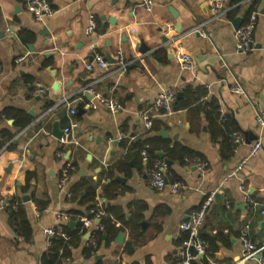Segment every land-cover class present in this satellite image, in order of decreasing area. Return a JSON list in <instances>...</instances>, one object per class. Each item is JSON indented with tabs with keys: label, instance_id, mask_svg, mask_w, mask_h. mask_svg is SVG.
I'll return each mask as SVG.
<instances>
[{
	"label": "crops",
	"instance_id": "1",
	"mask_svg": "<svg viewBox=\"0 0 264 264\" xmlns=\"http://www.w3.org/2000/svg\"><path fill=\"white\" fill-rule=\"evenodd\" d=\"M48 1L55 14L40 22L23 0H0V264H43L50 248L45 231L57 223V214L69 213L64 226L75 231L83 217L92 218L98 201L115 229L87 256L88 241L99 229L96 223L86 227L64 264H177L186 236L181 224L212 191L218 198L201 230L210 248L195 264H258L236 258L242 259L240 231L246 225L252 240L264 244V130L256 122L264 108V0H229L219 18L208 0H153L150 10L138 0ZM252 7L258 12L255 49L240 53L233 21L240 19L242 26ZM7 28L17 36H6ZM92 47L110 63L123 50L127 71L108 73L97 63L88 69ZM186 52L196 59L194 70L182 69L179 56ZM19 57L24 60L17 62ZM237 85L241 93L233 91ZM90 87L122 109L113 113ZM163 88L182 93L178 101L188 89L200 98L192 94L193 104L156 117L158 128L147 130L138 111L149 108ZM212 99L219 106L214 116L207 113ZM198 104L202 108H192ZM72 120L78 125L64 145L54 127L64 130ZM235 132L244 142L225 157L226 138ZM258 139L262 150L240 177L225 181ZM148 141L158 146L157 155L165 153L160 159L173 161L165 174L186 185L179 193L152 187L137 146ZM178 147L208 162L209 170L201 174L195 162L172 158L168 149ZM61 150L66 160L58 156ZM65 164L74 170L60 190ZM241 179L257 202L253 207L244 201ZM13 198L30 224L29 240L12 223Z\"/></svg>",
	"mask_w": 264,
	"mask_h": 264
},
{
	"label": "built area",
	"instance_id": "2",
	"mask_svg": "<svg viewBox=\"0 0 264 264\" xmlns=\"http://www.w3.org/2000/svg\"><path fill=\"white\" fill-rule=\"evenodd\" d=\"M208 1L213 17L215 16L219 18L224 12L227 11L226 6L229 3V0ZM23 3L25 8L33 14L34 18L37 21L43 22L46 18L51 17L55 14V9L52 7L51 3L48 0H23ZM138 5L150 10L153 6V0H138ZM257 19L258 12H253L250 18L238 30H236V50L238 52L246 54L252 52L255 49L254 31L256 28ZM96 29L97 23L94 19H92L89 31L93 33L96 31ZM199 32L202 35H206L203 29H199ZM6 36L16 37L17 35L13 29L7 28ZM92 50L93 60L90 62H86V66L88 69H92L94 63H97L99 67H101L108 73H118L119 75H123L130 65L124 51L121 49H119L117 52V59L115 63H110L99 52H97L95 48L92 47ZM179 59L182 69L190 71L196 68V59L191 53H182L180 54ZM23 60L24 57L17 58V62H21ZM38 85L40 86V92L44 91V88L41 87V84ZM233 91L241 93L243 89L241 85H237L236 87H234ZM89 92L94 94V96H96L105 105V107L109 108L113 113H116L122 109L121 104L113 97L103 96L99 93H96L95 90L91 87L89 88ZM177 97V89L163 88L149 108L141 109L138 111V114L143 120L145 128L147 130L152 129L156 117L160 115L171 114L174 112L173 104L175 103ZM64 102L70 105V103L66 99L64 100ZM70 111L72 114L76 113V110L74 108H71ZM256 122L260 130H264V108L257 114ZM77 125V122L75 120H72L70 125L63 130V136L61 138L62 144L65 145L72 141L73 131L77 127ZM232 135L234 144H240L244 142V138L240 133L235 132ZM260 150H262V142L260 139H258L251 145L248 156L242 158L239 161L236 168L225 179V181L232 177H240L242 171L248 164L249 158L259 153ZM141 154L143 156V159L148 162L149 154L147 150L143 149L141 151ZM58 156L66 160L65 151H59ZM19 161L20 159H16V162ZM195 164L201 174H205L210 168L209 163L201 159H196ZM168 166L169 164L166 160L158 159L150 168V183L156 190L161 191L166 187H169L172 193H179L186 187V185L182 181H176L173 183L168 181V178L165 174ZM73 170V165H63L57 183V186L60 190H66L69 182L71 181V174ZM239 189L242 192L244 201L247 204H249L251 207L257 204L256 200L249 193L244 179H241ZM215 199L216 192L212 191L208 193L200 206L195 209L184 222H182L181 229L185 231L187 237L184 240L183 245L179 251V261L177 264H195L198 260H200V258H203L207 255L208 243L201 238L202 236L200 235V232L206 220L207 214L215 202ZM226 205L227 207H230V202L226 201ZM92 212L95 213V216L93 218H82L84 226L89 227L91 224L96 223L97 228L103 230V226H101L100 224V219L104 216H107L108 212L105 210L102 202L98 201L96 203L95 209H93ZM70 216L71 215H69V213L57 214V223L51 227H48L45 231L49 239H51L56 234L65 236L64 222L67 221ZM240 238L243 243L241 262L254 259L258 262V264H264V244H258L252 240L248 225H246L240 231ZM88 245H93L95 247L97 246V239L95 236H91L88 241Z\"/></svg>",
	"mask_w": 264,
	"mask_h": 264
},
{
	"label": "trees",
	"instance_id": "3",
	"mask_svg": "<svg viewBox=\"0 0 264 264\" xmlns=\"http://www.w3.org/2000/svg\"><path fill=\"white\" fill-rule=\"evenodd\" d=\"M238 0H232L231 4L233 5L234 3H237ZM254 8L252 7L250 9V12L247 15V18L251 13L253 12ZM235 15V12L231 11L229 12V17L233 18ZM188 91V92H187ZM186 91V97L185 99H182L181 101L176 100L175 103L173 104V109H181V108H186L193 104L191 95H194V98L197 100L200 98V94L195 95L193 91H190L189 89ZM202 95V94H201ZM193 109H199L202 108L201 104L194 105L192 107ZM219 106L217 102H214V99H212L209 103V109L207 111L208 114H212L214 116V111L218 112ZM157 121V120H156ZM156 121L154 120V125L152 129L158 128ZM232 135V134H231ZM229 136L226 138V153L224 154L225 157L230 156L235 149V144L233 142L232 136ZM228 136V135H227ZM2 146V145H1ZM139 149V153L143 149H146L148 154H149V161H148V167L151 168L154 163L160 159L159 156L157 155V149L158 146L153 144L152 141H148V144L146 145H137ZM169 154L171 155L172 158L178 159L181 163H185L186 160H191L192 162H195L196 159H200L199 157H196V154L190 151L189 149H186L185 147H178L175 149H168ZM169 181V179H168ZM179 181L178 179L173 180L171 183ZM170 182V181H169ZM94 193V191H93ZM20 203L19 199L17 200L16 198L12 199V208H13V220L12 223L13 225L17 228V230L20 232V234L26 239L29 240L31 239V227L30 224L25 216V211L23 207H19L20 205L17 206V204ZM40 203V202H39ZM15 206V207H14ZM96 203L93 205L91 211L95 209ZM106 210V208H105ZM107 211V210H106ZM108 212V211H107ZM95 216V213L91 212V217L93 218ZM100 224L103 226V230H97L93 233L92 236H95L97 239V246L93 245H88L86 247V255L89 256L91 253H94L97 251V247H99L100 243L105 241L104 239V233H106L109 236V233L111 232L112 229L114 228L112 219L108 213L107 216H104L100 219ZM87 232V228L84 226L82 222H80L78 228L75 231L69 230L67 226H64V233L65 236L56 234L50 239V248L48 251V255L46 256L43 264H64L65 260L70 258L71 256V247L75 245V241L79 240L83 235H85ZM186 236H184V240L186 239ZM204 241L208 243V249L207 252L209 251V240L205 237H201ZM183 240V241H184ZM106 242H109L106 240ZM128 247L131 246V242L128 243ZM127 249V248H126Z\"/></svg>",
	"mask_w": 264,
	"mask_h": 264
},
{
	"label": "water",
	"instance_id": "4",
	"mask_svg": "<svg viewBox=\"0 0 264 264\" xmlns=\"http://www.w3.org/2000/svg\"><path fill=\"white\" fill-rule=\"evenodd\" d=\"M263 13H264V11H262ZM233 25H234V27L238 30L239 28H240V26H241V21H240V19H235L234 21H233ZM180 24H178V31H180ZM45 31H47V30H45ZM48 32V31H47ZM3 37V33H2V31H0V38H2ZM148 49H147V47L145 46V45H142V51L144 52V51H147ZM182 96V93H179L178 94V97H181ZM161 134L162 135H167V133L165 132V131H162L161 132ZM54 135L58 138V139H61V137H62V135H63V130H61V129H59V127L58 126H56L55 125V127H54ZM158 155H160L162 158H164L165 157V153L164 152H162V151H160V152H158ZM167 162H169V163H173V161H168L167 160ZM216 197L218 198V195H216ZM26 200H28V197H26ZM71 225H73V222H71ZM261 225H263L264 226V219L261 221ZM200 235H202V232H200ZM122 239H123V234H120L119 235V237H118V241L120 242V243H122ZM241 258L240 257H237L236 258V262L237 263H239V262H241Z\"/></svg>",
	"mask_w": 264,
	"mask_h": 264
}]
</instances>
